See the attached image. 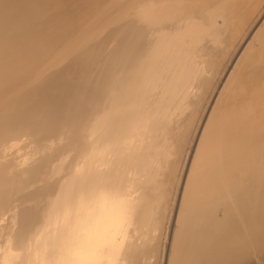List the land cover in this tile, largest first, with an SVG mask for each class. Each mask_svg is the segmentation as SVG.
<instances>
[{"label":"bare ground","instance_id":"1","mask_svg":"<svg viewBox=\"0 0 264 264\" xmlns=\"http://www.w3.org/2000/svg\"><path fill=\"white\" fill-rule=\"evenodd\" d=\"M0 264H264V0H0Z\"/></svg>","mask_w":264,"mask_h":264}]
</instances>
